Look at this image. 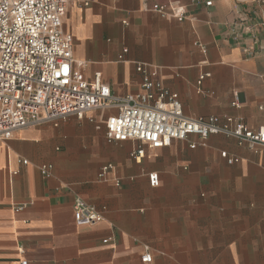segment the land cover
<instances>
[{"label": "crops", "instance_id": "1", "mask_svg": "<svg viewBox=\"0 0 264 264\" xmlns=\"http://www.w3.org/2000/svg\"><path fill=\"white\" fill-rule=\"evenodd\" d=\"M160 5L182 10L183 19L161 16ZM262 11L258 0H75L64 29L85 77L100 71L116 95L143 91L142 63L151 80L179 95L186 116L233 117L255 129L264 125V28L241 29L236 39L231 24L242 14L246 24H259ZM109 113L94 110L0 140V264H193L188 252L213 243L203 235L233 232L219 198L243 207L248 200L224 195L248 196L251 179L264 181V148L255 152L223 134L191 135L145 147L136 159L135 141H107ZM222 152L239 161L228 164ZM45 164L51 177L41 171ZM107 164L113 168L102 180ZM77 198L103 220L78 224ZM147 250L151 263L142 261Z\"/></svg>", "mask_w": 264, "mask_h": 264}, {"label": "built area", "instance_id": "2", "mask_svg": "<svg viewBox=\"0 0 264 264\" xmlns=\"http://www.w3.org/2000/svg\"><path fill=\"white\" fill-rule=\"evenodd\" d=\"M73 1L0 0L1 141L11 139L14 132L23 128L46 123L58 126L70 116L83 118L90 111L109 110L104 122L107 141H135L132 156L136 159L144 156L145 147L161 148L173 140H187L191 135L205 140L211 135L223 134L255 152L264 148V125L252 129L233 117L221 122L217 116H186L179 95L151 80L146 64L137 65V70L144 75L143 91L137 94L116 95L100 71H95L91 79L86 78L81 69L83 63L76 61L73 55L74 38L64 29V17ZM206 4L211 5L212 1ZM258 4L264 6V0H258ZM84 5L89 6L90 2L85 1ZM155 10L163 17L179 20L184 15L177 9L168 12L165 5ZM246 18L239 15L231 24L236 39L241 36V29L251 31L258 25L264 28V11L259 24L248 25ZM203 51L206 50L203 48ZM245 51L248 55L254 54L249 48ZM207 76L208 73L200 76L199 86ZM221 155L228 164L239 161L227 152ZM112 168V164L104 165L99 178L107 179ZM41 171L51 177L53 166L42 165ZM148 178L151 186L159 185L157 172L149 173ZM74 215L81 225H94L103 220L96 207L81 198L74 202ZM152 258L147 250L142 261L151 263ZM19 264L30 263L21 259Z\"/></svg>", "mask_w": 264, "mask_h": 264}, {"label": "rangeland", "instance_id": "3", "mask_svg": "<svg viewBox=\"0 0 264 264\" xmlns=\"http://www.w3.org/2000/svg\"><path fill=\"white\" fill-rule=\"evenodd\" d=\"M248 191V196L235 190L224 195L227 199L233 195L238 203L241 199L248 200L243 207L236 201L222 205L219 198L222 212L227 213V218L231 216L233 232L203 235V240H213V243H205L201 250L188 252L196 258L193 264H264V181L251 179Z\"/></svg>", "mask_w": 264, "mask_h": 264}]
</instances>
